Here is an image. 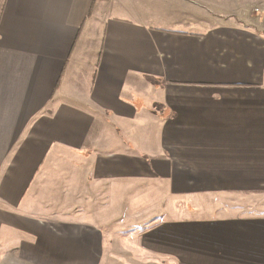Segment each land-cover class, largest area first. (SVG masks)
I'll return each instance as SVG.
<instances>
[{
	"label": "crops",
	"instance_id": "0c3cea01",
	"mask_svg": "<svg viewBox=\"0 0 264 264\" xmlns=\"http://www.w3.org/2000/svg\"><path fill=\"white\" fill-rule=\"evenodd\" d=\"M126 243L264 264V0H0V264Z\"/></svg>",
	"mask_w": 264,
	"mask_h": 264
},
{
	"label": "rangeland",
	"instance_id": "374dc122",
	"mask_svg": "<svg viewBox=\"0 0 264 264\" xmlns=\"http://www.w3.org/2000/svg\"><path fill=\"white\" fill-rule=\"evenodd\" d=\"M257 9L258 8H252L251 13L257 14L256 12H259ZM261 212H263L261 209L256 208V211L251 212V215L255 216ZM242 215L245 216V214ZM126 229L128 230V228ZM123 247L124 248H121V246H119L112 250V254L108 257V261L105 264H178L162 256L153 258L143 254L141 250L137 252L133 245H128L127 243L126 246L124 245Z\"/></svg>",
	"mask_w": 264,
	"mask_h": 264
}]
</instances>
